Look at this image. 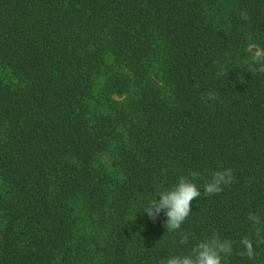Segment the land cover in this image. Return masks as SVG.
<instances>
[{"label":"trees","instance_id":"16d2710c","mask_svg":"<svg viewBox=\"0 0 264 264\" xmlns=\"http://www.w3.org/2000/svg\"><path fill=\"white\" fill-rule=\"evenodd\" d=\"M252 46L264 0H0V264H160L213 233L223 264H264ZM181 176L202 195L167 232L144 208Z\"/></svg>","mask_w":264,"mask_h":264},{"label":"clouds","instance_id":"9594fccd","mask_svg":"<svg viewBox=\"0 0 264 264\" xmlns=\"http://www.w3.org/2000/svg\"><path fill=\"white\" fill-rule=\"evenodd\" d=\"M241 19L248 20L246 12H241ZM251 53V64L247 67L251 73L264 74V48L252 46L249 49ZM209 100H216L218 97L215 92L207 94ZM164 171V170H162ZM233 182V173L231 169L217 171L211 180L203 187V196L209 197L219 194L223 191V186L230 185ZM200 189L186 177L181 176L178 182L169 190L159 192V199L151 200L144 208L149 219L153 222L163 212L166 216L165 227L167 232H176L181 229L191 210V204L194 199L201 197ZM248 220L254 225H264L259 215L249 214ZM264 232V227H257L256 234L260 236ZM188 234L180 233V243L188 242ZM240 244L244 247L249 259L255 255L253 243L248 238H241ZM233 252V242L230 239H221L219 235L213 233L210 239L196 244L190 255H176L162 259L160 264H223L224 257Z\"/></svg>","mask_w":264,"mask_h":264}]
</instances>
